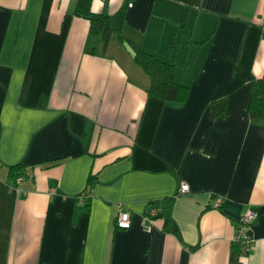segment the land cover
<instances>
[{
  "label": "crops",
  "instance_id": "0c3cea01",
  "mask_svg": "<svg viewBox=\"0 0 264 264\" xmlns=\"http://www.w3.org/2000/svg\"><path fill=\"white\" fill-rule=\"evenodd\" d=\"M76 1L0 0V264H264V0H91L106 43ZM128 42L174 64L184 102L147 95Z\"/></svg>",
  "mask_w": 264,
  "mask_h": 264
},
{
  "label": "trees",
  "instance_id": "16d2710c",
  "mask_svg": "<svg viewBox=\"0 0 264 264\" xmlns=\"http://www.w3.org/2000/svg\"><path fill=\"white\" fill-rule=\"evenodd\" d=\"M90 3L91 0H77L74 14L87 19L89 21L90 31L93 33L101 32L103 41L106 43L112 33L109 19L106 15H93L90 11ZM128 43L133 49L134 62L149 78V86L146 90L147 95L156 97L163 103L184 102L187 97L188 87L175 82L174 64L160 59L151 52L143 50L135 43ZM250 83L247 111L249 118L253 122H259L262 120L264 108V79L262 77H254L251 75ZM24 93L25 88L22 89V95ZM224 111L225 101L223 99L216 100L210 104V117L214 118L222 116ZM19 165L20 164H16L9 167L11 175L14 174V170ZM147 215V220L150 221L156 217L163 216V212L156 211L154 215H150L149 213ZM237 248L242 251L238 245Z\"/></svg>",
  "mask_w": 264,
  "mask_h": 264
},
{
  "label": "built area",
  "instance_id": "2783aa9c",
  "mask_svg": "<svg viewBox=\"0 0 264 264\" xmlns=\"http://www.w3.org/2000/svg\"><path fill=\"white\" fill-rule=\"evenodd\" d=\"M131 4H129L130 6ZM20 180V179H19ZM188 190V185L186 183H181L179 186V192L184 193ZM221 203V199H217L215 202V206H219ZM156 210L153 208L150 210L149 214L154 215ZM256 217V213L249 209L247 213L242 216L237 222L234 242L238 244L242 250V252H246L250 249L253 239L248 235V227L254 221ZM115 226L119 229H128L130 227V214L126 210H120L115 219ZM148 226H145L147 229Z\"/></svg>",
  "mask_w": 264,
  "mask_h": 264
}]
</instances>
